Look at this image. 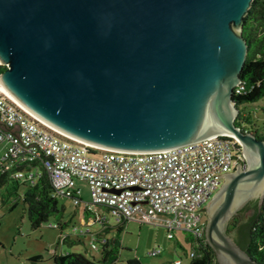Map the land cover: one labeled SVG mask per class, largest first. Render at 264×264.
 I'll list each match as a JSON object with an SVG mask.
<instances>
[{
  "label": "water",
  "instance_id": "obj_1",
  "mask_svg": "<svg viewBox=\"0 0 264 264\" xmlns=\"http://www.w3.org/2000/svg\"><path fill=\"white\" fill-rule=\"evenodd\" d=\"M252 1L0 0V86L47 124L100 148L235 139L246 161L217 175L204 235L218 264H264L228 231L236 213L264 198V139L236 124L233 97Z\"/></svg>",
  "mask_w": 264,
  "mask_h": 264
},
{
  "label": "built area",
  "instance_id": "obj_2",
  "mask_svg": "<svg viewBox=\"0 0 264 264\" xmlns=\"http://www.w3.org/2000/svg\"><path fill=\"white\" fill-rule=\"evenodd\" d=\"M245 90L241 82L234 92ZM0 144L5 149L0 168L3 162L6 169L13 163L39 159L55 184L56 197H69L80 205L82 188L77 181H86L91 200L86 201L84 210L92 211L91 222L100 221L107 226L106 210L121 223L139 213L145 215L143 205L147 204L155 214L165 215L169 237L174 236V221L179 225L183 221L191 226V233L202 237L205 221L196 213L204 212V205L223 182V177L217 175L232 171L245 161L240 145L236 147L239 143L221 135L150 151L96 147L47 124L1 88ZM14 174L35 184L43 171L26 167ZM50 225L58 227L57 223ZM91 247L98 245L92 242ZM160 252L159 248L151 253Z\"/></svg>",
  "mask_w": 264,
  "mask_h": 264
},
{
  "label": "trees",
  "instance_id": "obj_3",
  "mask_svg": "<svg viewBox=\"0 0 264 264\" xmlns=\"http://www.w3.org/2000/svg\"><path fill=\"white\" fill-rule=\"evenodd\" d=\"M242 33L248 45V53L240 72L246 90L242 93L234 92L233 97L239 108L235 122L243 130L252 131L259 138L264 139V126L257 125L249 109L250 104L264 97V0L252 1L244 18ZM5 68L6 65L0 63V72ZM261 108L264 111V104L261 105ZM236 147L239 148V144ZM93 151H97V149H93ZM3 165L4 162L0 168V190H5L6 194L3 193L4 195L16 194L21 197L32 228L41 227L50 217L60 219L63 216L65 206L60 205L59 198L53 195L55 184L49 177L43 162L39 159L23 163L17 162L6 169L3 168ZM26 167H38L43 171V175L35 184H30L15 176L16 170ZM20 190L22 191L20 192ZM247 210H250V213L244 216L242 213ZM91 212L84 210L85 216L88 218L91 216ZM203 219L206 221V215ZM128 221L124 220L117 223L118 232L122 231ZM67 223V221H59L57 224L63 230ZM49 226L52 227L50 224ZM108 226L109 224L96 232L98 240L102 243V248L99 246L98 248L91 247L93 250L100 251V257L96 254L89 257L80 251L56 252L52 256L54 264H114L118 261L121 244L117 237L112 239L105 236L104 230H108L110 227ZM228 231L254 259L264 263V198L261 205H258L257 200H253L235 214L229 223ZM68 236L69 234L63 242ZM104 237L107 239L103 242L102 238ZM186 238L193 243L191 250L185 251L190 256L188 264H218L214 250L206 242L205 235L196 237L193 233H189ZM40 257L41 255L35 256V258ZM126 263L142 264L137 258H129ZM163 264L181 263L170 260Z\"/></svg>",
  "mask_w": 264,
  "mask_h": 264
},
{
  "label": "rangeland",
  "instance_id": "obj_4",
  "mask_svg": "<svg viewBox=\"0 0 264 264\" xmlns=\"http://www.w3.org/2000/svg\"><path fill=\"white\" fill-rule=\"evenodd\" d=\"M262 104H264V97L249 105L253 120L260 127L264 126ZM3 147L0 144V157L5 151ZM244 160L246 161L245 157ZM77 185L82 188V203L76 205L69 197H58L59 204L65 206L63 216L60 219L50 217L36 229L30 224L21 197L16 194L4 195L5 190H0V264H54L52 256L56 252L80 251L89 257L100 254L99 250L91 249V244L95 242L102 248L96 232L104 226L100 221L89 223V218L84 213L86 201L91 200L89 186L83 180H78ZM143 207L146 209V214L139 213L129 219L120 232L116 228L115 216L103 210L110 226L107 235L112 239L117 237L121 244L119 259L122 261L131 257L139 259L142 264H162L167 258L182 257V264H188L190 256H186L185 251H190L193 243L186 237L191 233V226L183 221L180 225L174 221V236L169 237L166 226L169 223L165 215L155 214L147 204ZM249 213L250 210H247L243 215L246 216ZM196 214L199 217H205L202 211ZM59 221L68 222L63 230L49 226ZM64 234L69 236L63 242ZM159 248L161 253L157 255L151 253ZM36 255L41 257L35 258Z\"/></svg>",
  "mask_w": 264,
  "mask_h": 264
},
{
  "label": "crops",
  "instance_id": "obj_5",
  "mask_svg": "<svg viewBox=\"0 0 264 264\" xmlns=\"http://www.w3.org/2000/svg\"><path fill=\"white\" fill-rule=\"evenodd\" d=\"M97 209H98V207H97ZM102 211V210H101ZM103 212V211H102ZM89 221V223L91 222L90 220H88ZM109 227V226H108ZM107 227V228H108ZM110 228V227H109ZM104 234H105V236L107 237V238H111L110 236H108L107 235V230L105 231L104 230ZM179 243H177V245H178ZM161 253V252H160ZM186 254V253H185ZM96 256H98V257H100L101 256V253L100 254H98V255H96ZM186 256H188L187 254H186ZM129 258H131V257H129ZM129 258H127V259H129ZM126 259V260H127ZM126 260H122V261H124V262H126ZM170 260H175V261H179L181 264L183 263V260H182V257H176V258H174V259H171V258H167L163 263H165V262H167V261H170ZM118 261H121L120 259H119V256H118ZM162 263V264H163Z\"/></svg>",
  "mask_w": 264,
  "mask_h": 264
},
{
  "label": "bare ground",
  "instance_id": "obj_6",
  "mask_svg": "<svg viewBox=\"0 0 264 264\" xmlns=\"http://www.w3.org/2000/svg\"><path fill=\"white\" fill-rule=\"evenodd\" d=\"M0 88L2 89V90H4L1 86H0ZM5 91V90H4Z\"/></svg>",
  "mask_w": 264,
  "mask_h": 264
},
{
  "label": "flooded vegetation",
  "instance_id": "obj_7",
  "mask_svg": "<svg viewBox=\"0 0 264 264\" xmlns=\"http://www.w3.org/2000/svg\"><path fill=\"white\" fill-rule=\"evenodd\" d=\"M205 213V212H204ZM206 215V214H205Z\"/></svg>",
  "mask_w": 264,
  "mask_h": 264
}]
</instances>
